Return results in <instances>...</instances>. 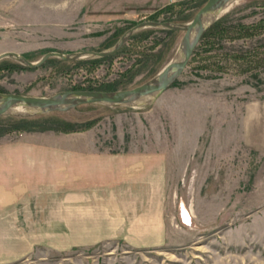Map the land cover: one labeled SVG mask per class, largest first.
<instances>
[{"label": "rangeland", "instance_id": "1", "mask_svg": "<svg viewBox=\"0 0 264 264\" xmlns=\"http://www.w3.org/2000/svg\"><path fill=\"white\" fill-rule=\"evenodd\" d=\"M56 1L46 0L50 13ZM183 1L171 2V11L155 20L172 22L199 9V0L178 4ZM250 2L238 0L221 14L234 8L232 23H254L264 17V5ZM24 9L30 8L0 0V53L17 49L36 61L52 50L107 49L112 45L103 44L115 32L149 20L158 8L148 13L150 7L142 12L129 7L127 17L80 20L72 7H64L62 20L43 22L41 30L34 29L36 23L19 20ZM165 36L154 30L139 48L155 53ZM179 42L166 52V61L149 58L117 89L132 88L155 75L175 55ZM244 50L264 57V33L226 40L221 48L190 58L178 79L148 105L67 111L69 118L94 120L83 131L18 130L1 135V143H34L56 150L47 157L52 169L62 164L58 154L68 157L72 149L85 147L118 158L124 163L123 176L141 173L135 195L142 199V215L150 210L154 216H145L149 219L144 217L142 226L140 216L133 220L132 214H114V231L103 238L98 225L90 233L91 244L81 245L72 216L57 213L62 195L74 192L59 189L55 174L34 176L32 187L22 192L23 201L11 214L0 216V264H264V60L242 70L234 54ZM115 53L89 71L75 64L62 72H56L53 63L1 67L0 93L44 96L76 85L105 88L126 70L138 68L133 66L136 53ZM133 154L141 159L134 162ZM153 155L160 159H149ZM66 217L70 220L64 224ZM156 224L160 231L149 230ZM137 225L142 228L135 230Z\"/></svg>", "mask_w": 264, "mask_h": 264}, {"label": "crops", "instance_id": "2", "mask_svg": "<svg viewBox=\"0 0 264 264\" xmlns=\"http://www.w3.org/2000/svg\"><path fill=\"white\" fill-rule=\"evenodd\" d=\"M173 1L178 0H57L53 4L56 6V10L51 13L46 9L48 4L46 0H14V5L29 7V10L24 9L21 12L19 20L36 23L37 26H34V29L41 30L40 24L43 22L61 21L64 7H72L73 13L80 16V20L95 17L110 20L127 17L129 7H140L141 12L150 7L148 13H152L154 9H159ZM15 52L24 54L23 51L17 49ZM50 151L55 152L56 150H50L44 145L34 143L0 142V216L6 213L11 214V208L13 209L20 200L23 201L26 195L22 192L32 187L34 176L48 177L50 174H55L58 177L59 185L57 187L59 189L74 192L72 196L62 195V199L58 201L57 213L72 216V229L81 235V240L79 239L78 242L81 245L91 244L88 242L91 237L90 233L98 225L102 226L99 228L102 232L100 233L101 237H106L114 231L112 228L113 218H111L114 214L123 213L128 216L132 214L135 217L133 220L140 216L137 220H142V226L145 223L143 218L154 214L148 209L150 213L144 216L140 211L142 199L135 195L137 186L134 184L139 181L141 173L135 172L131 177L123 176L124 163H118L116 161L118 158L110 157L107 153L93 152L90 148L84 147L72 149V153L65 158H63L64 156L59 158L58 154V163L65 162V164H56L59 167L52 169L54 165L50 167L47 158L49 155H54ZM135 156L134 162L141 159L140 155L133 154V157ZM148 157L156 161L160 159L158 155ZM125 160L128 158L121 159V161ZM17 193L22 194L18 195ZM104 200H111L114 205ZM158 204L160 207V203ZM139 213L140 215H138ZM64 219V222L70 220L67 217ZM148 219L149 217H145V221ZM142 226L138 227L137 225L135 230ZM66 227L69 228V226ZM149 227H152L149 229L151 231H160L158 224L156 227ZM133 228L130 227L131 230Z\"/></svg>", "mask_w": 264, "mask_h": 264}, {"label": "water", "instance_id": "3", "mask_svg": "<svg viewBox=\"0 0 264 264\" xmlns=\"http://www.w3.org/2000/svg\"><path fill=\"white\" fill-rule=\"evenodd\" d=\"M238 0H206L187 22H171L161 20H142L126 29L120 38L109 48L94 51L60 52L48 51L38 60L31 61L23 54L15 51L0 53V61L10 58L20 64L37 68L49 58L56 57L66 61H79L104 58L117 52L135 32L148 28L183 31L179 42L184 43L178 52L151 78L132 88L117 90L69 89L52 92L44 96L25 95L20 93H0V116H14L20 118L48 114L54 111H68L81 104H96L116 107H141L152 103L160 97L182 74L204 32L219 18L221 13L231 7ZM215 17H213V14Z\"/></svg>", "mask_w": 264, "mask_h": 264}, {"label": "trees", "instance_id": "4", "mask_svg": "<svg viewBox=\"0 0 264 264\" xmlns=\"http://www.w3.org/2000/svg\"><path fill=\"white\" fill-rule=\"evenodd\" d=\"M193 0H185L183 2H179L178 4H186L187 2H191ZM206 0H199V5L197 8H200ZM254 3V5H264V0H251L248 5ZM174 6L173 3L167 4L157 11L153 12L149 15V18L155 20L160 14L171 11V8ZM234 8L228 10L227 12L221 14L219 18L204 32L198 46L196 47L191 59L195 56H199L201 54H206L207 52H211L213 50H217L222 47V43L226 40H234L238 38H251L254 35L264 33V17L260 18L254 23L243 24V23H232L229 20V17L234 13ZM194 13L185 14L179 18L172 19V22H185L193 17ZM171 20V19H169ZM167 21V20H164ZM154 30H162L165 32V40L162 43V47L159 51L153 52L148 51L146 48L140 49L139 47L143 46L142 42L148 38L149 34ZM124 30H118L115 32L109 39L103 44L104 47H108L113 45L123 34ZM183 35V31L180 30H164L160 28H145L139 30L131 35L128 44L123 45L115 54L127 52V54L136 53V63L133 65H137V69H128L126 72H123L120 75L118 80L110 82L106 84L107 86L95 88L92 85L88 84L85 87L80 85H76L71 87V89H99V90H114L117 89L118 86H124L130 82V78L137 73L139 67L143 66L147 62L149 58H156V60L160 59L161 63L166 61V52L174 45L177 44L179 40H181ZM132 40V41H131ZM136 40V41H135ZM134 42V43H133ZM158 44V42H154L153 45ZM153 47L149 48L152 49ZM114 55V54H113ZM113 55L98 58V59H88V60H79V61H66L56 57L49 58L45 64L53 63L56 72L64 71L69 64L75 65H86L89 67V70H92L94 66L98 65L102 60H106L112 58ZM250 50H244L240 53L234 54V58L239 61L242 70L249 69L253 62H261L264 60V57H255L252 56ZM165 58V59H164ZM160 63V64H161ZM44 65V64H43ZM6 67L7 69L14 70L16 68H27L26 66L20 64L19 62L12 60L10 58H4L0 61V68ZM156 72V71H155ZM155 72L152 73L155 74ZM151 75V76H152ZM149 78V77H148ZM104 88V89H100ZM97 106L93 104H81L78 105L68 111L82 110V109H95ZM67 111H54L48 114H40L33 117L28 118H20L14 116H0V136L6 133H10L12 131H45V130H53L56 132L69 133V132H78L83 131L88 128L94 120H85V122L81 121L79 116L69 118L66 114Z\"/></svg>", "mask_w": 264, "mask_h": 264}, {"label": "bare ground", "instance_id": "5", "mask_svg": "<svg viewBox=\"0 0 264 264\" xmlns=\"http://www.w3.org/2000/svg\"><path fill=\"white\" fill-rule=\"evenodd\" d=\"M215 14L216 13L213 14V17H215ZM183 47H184V43H181L180 47L178 48V52H180L183 49Z\"/></svg>", "mask_w": 264, "mask_h": 264}]
</instances>
